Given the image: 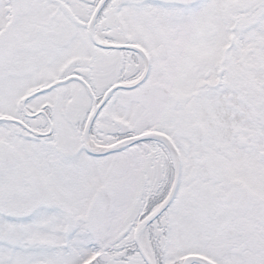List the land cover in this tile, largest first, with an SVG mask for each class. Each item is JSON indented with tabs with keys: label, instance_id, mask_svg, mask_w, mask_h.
Returning a JSON list of instances; mask_svg holds the SVG:
<instances>
[{
	"label": "snow or ice",
	"instance_id": "snow-or-ice-1",
	"mask_svg": "<svg viewBox=\"0 0 264 264\" xmlns=\"http://www.w3.org/2000/svg\"><path fill=\"white\" fill-rule=\"evenodd\" d=\"M0 264H264V0H0Z\"/></svg>",
	"mask_w": 264,
	"mask_h": 264
}]
</instances>
